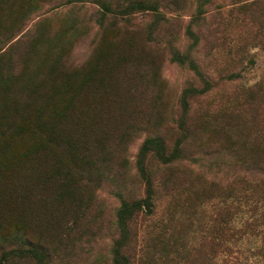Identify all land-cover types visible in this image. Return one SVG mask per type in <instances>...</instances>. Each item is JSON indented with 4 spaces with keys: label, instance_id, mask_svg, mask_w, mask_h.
I'll use <instances>...</instances> for the list:
<instances>
[{
    "label": "rangeland",
    "instance_id": "1",
    "mask_svg": "<svg viewBox=\"0 0 264 264\" xmlns=\"http://www.w3.org/2000/svg\"><path fill=\"white\" fill-rule=\"evenodd\" d=\"M180 1V9L176 11L171 7L159 10L163 17L177 18L175 29L166 31L176 38V43L172 41V46H161L158 49L160 53L152 54L151 59L143 53L139 42L147 32L146 26L154 18L152 12H134L121 21L124 26H137L139 30L132 36L136 44L132 52L138 55V60L125 63L99 58L98 50L104 44L99 42L102 30L96 27V19L100 18L102 12L96 0H38L37 7L30 8L23 16V11L18 7L20 2L10 0L6 5L2 4L0 23L4 29L9 21L15 20L16 25L10 33L0 34V82L3 83L7 55L14 42L38 28L47 31V27L53 30L76 26V30L71 29L73 34L66 36L69 43L64 44L65 38L62 37L64 50L58 66H63L57 68L56 77L52 79V87L58 84L54 90L58 92L63 89L64 94H70L81 89L82 98L78 106L83 111L88 106L95 107V111L99 109L97 117L114 110L109 112V117L113 115L115 118L108 131L115 137L125 133L130 124H150L158 118L166 145L171 148L175 140L180 139L176 122L180 110L179 95L190 84L198 88L202 84L190 70L171 59V49L184 51L189 46L185 28L198 3L197 0ZM245 1L215 0L216 3L202 5L205 37L202 35L204 38L195 51V58L211 88L190 100L188 115L203 110L210 124L219 122L231 109L245 107L243 98L238 96L241 91L255 83L264 85V3L244 12L241 5ZM16 16L19 18L14 19ZM105 33L107 38L117 33L121 35L119 29L117 32L107 29ZM164 35L166 38V34L161 35L162 42ZM158 37L157 33H153L148 37V42L153 44ZM143 62L146 68L153 64V71H147L143 79L133 78L134 65H142ZM70 73L76 75L62 88L59 82ZM233 75H239V78L227 80ZM151 76L162 83L166 92L154 97L155 90L149 86ZM25 80L30 82L31 76L25 75ZM2 89L0 87V92ZM48 89L46 85L45 91ZM106 97L116 98L118 103L105 100ZM159 97L163 98L159 100ZM95 111H90L87 119L92 118ZM148 128L130 131L121 150L101 156L102 165L97 162V157H93L96 162L94 168L84 167L79 171L74 180L80 185L77 197L84 193L86 198L91 199L83 201L88 206L83 211L75 212L76 217L69 210L64 212L65 207L69 206L66 201H61L50 212L38 206L40 214H28L19 206L7 219L1 214L0 253L19 248L22 238L19 234L24 237L22 233L28 228L31 235L42 239L50 249L45 264H111L110 246L116 238L113 219L120 199L143 195V183L135 172L136 156L142 140L148 135ZM211 133L208 128L201 138L203 144L195 148L190 143L191 137L181 146L179 144L181 156L172 164L166 186L158 183L159 176L164 172L158 168L163 165L148 160L155 179L153 209L150 216H139L130 225L132 240L128 251L133 264H218L227 256L228 252L224 250L226 245L231 252L230 257L235 258L237 264H264L262 232L256 234L250 229L241 232L243 222L249 220L246 203L249 200L245 201L241 196L242 186H236L235 189H239L236 197L227 196L225 188L234 177L229 168L234 167L227 163L228 168L221 163L212 166L213 160L201 162L198 151L200 147H205L206 137L213 138L210 135L214 134ZM12 140L7 141L8 145L11 144L8 155L15 150L12 156L21 154L35 141L26 138ZM3 144L6 145L5 139L1 137L0 145ZM97 168L102 177L96 179ZM11 171L14 175L21 173L19 170ZM73 175L74 172L70 177ZM58 185L53 182L52 194L59 191ZM231 204L234 207L227 227L231 226L232 230L238 232L229 240L231 232L227 230L224 219ZM43 215L42 218H35ZM217 224L221 229L214 231ZM16 226H19L21 233L12 232V227ZM235 238L238 239L234 241ZM214 240L220 243L216 250L212 244ZM9 264L26 263L15 261Z\"/></svg>",
    "mask_w": 264,
    "mask_h": 264
},
{
    "label": "trees",
    "instance_id": "2",
    "mask_svg": "<svg viewBox=\"0 0 264 264\" xmlns=\"http://www.w3.org/2000/svg\"><path fill=\"white\" fill-rule=\"evenodd\" d=\"M9 1L0 0V10L3 7L2 4ZM18 1L20 2L18 7L23 11L22 16L30 8L37 7L36 2H38V0ZM197 1L194 14L185 28L187 39L190 40L189 46L184 51L169 50L172 54L171 59L176 64L190 70L202 81V84L199 88L190 84L179 95L180 110L176 122L180 130V139H176L171 148L166 145L164 134L161 132L162 125L158 118L150 124L147 122L130 124L125 133L122 132L115 137L110 130L108 131L115 118L113 115L109 117L111 114L109 112L114 110H109L108 114L104 113L102 116L101 113L97 117L99 109L95 111V107L88 106L83 111L78 106L82 98L81 89L70 94H64L63 89L58 92L54 90L58 84L52 87V79L56 77L57 68L63 66L62 64L58 66L61 60L60 55L64 50L62 37L65 38L64 44L69 43L66 36L73 34L71 29L76 30V26H72L71 29L63 27L53 30L47 27V31H41L38 28L23 37L25 39L21 38L14 42L7 55L8 61L3 83L0 82V87L3 88L0 92V138L4 137L6 143V145H0V219L1 214L5 215V219L13 215L19 206L23 207L28 214H40L38 206L47 208L50 212L61 201H66L69 204L65 207L64 212L69 210L76 217L75 212L83 211L88 206L83 201L91 199L86 198L84 193L77 197L80 185L74 180L79 171L84 167L94 168L96 162L93 157H97V162L102 165L103 158L101 156L111 155L117 150H121L130 131L147 129L149 126L148 135L142 140L136 156L135 172L143 183V195L138 198H121L113 219L116 238L110 246V263L133 264L132 256L128 251L132 240L130 225L139 216H150L153 209L155 179L148 160L152 159L157 164L163 165L158 168L164 171V174L159 176L158 183L166 186L170 177L168 172L172 171V164L178 161L181 156L179 144L181 146L190 137L193 148L203 144L201 138L210 128L211 134H214L210 136L213 138L206 137L205 147H200L198 151L201 162L213 160L212 166L217 163H227L234 167L229 168L234 177L225 188L227 196L229 198L236 197L239 189L235 188L239 184L242 186L241 196L245 201L249 200L246 202L249 220L243 222L241 232L246 229L255 231L256 234L262 232V238H264V101L262 100L264 85L255 83L244 90L242 89L243 91L238 96L243 98L245 107L231 109L229 114L221 117L219 122L210 124L203 110L198 114L190 113L191 116L188 115L190 100L193 101L195 97L203 95L211 88L201 72L200 64L195 58V51L200 45V41L205 37V17L202 5L216 2L215 0ZM96 2L102 10L100 18L96 19V27L102 30L99 42L104 44L98 50L101 60L111 58L125 63L138 60V55L132 52L136 45L132 36L139 32L138 27L128 28L121 23L126 20L127 15L134 12H152L154 16L146 26V34L139 42L147 58L151 59L152 54H159L158 49L161 46H172L176 43V38L174 39V36L166 31L175 29L177 18L163 17L159 10L171 7L176 11L180 9V0H96ZM263 3L264 0H247L241 6L245 12L248 11L247 9L263 6ZM217 8L219 9V6ZM106 14L112 16L108 17ZM17 18L19 17L16 16L14 19ZM15 25V20L9 21L4 29L0 23V34L10 33ZM107 29L111 32H117L119 29L121 35L117 33L113 37L107 38L105 36ZM153 33H157L159 37L157 42L151 44L148 42V37ZM163 34H166L164 42L160 40ZM140 64L134 65L133 78L135 79H143L147 76V71L150 69L153 71L152 62V66L150 65L148 68L144 62L142 65ZM25 75L31 76L30 82L25 80ZM73 75L76 73H70L63 77L59 82L62 88L71 82L70 78ZM149 78L151 80L149 86H153L152 88L155 90L154 97L166 92L161 86L162 83L155 76ZM232 78L233 80L237 79L239 75L227 77V80H232ZM46 85L49 89L45 91ZM104 99L118 103V100L113 97ZM57 102H61V104ZM90 111L95 112L92 118L87 119L86 116L91 114ZM192 115L196 118L192 119L194 117ZM32 137L35 141L26 147L27 150L12 156L14 150L8 155L11 144L8 145L7 141L10 139L15 141L20 138L34 140L31 139ZM107 140L110 141L109 144L106 143ZM145 160L147 162L144 164ZM225 167L228 168L227 165ZM11 170H19L21 173L18 172V175H14ZM73 172L74 175L70 177ZM95 174H97L96 179L102 177L98 168ZM53 182L59 184V191L55 194L50 192ZM17 202L19 203L17 204ZM232 207L234 206L231 204L227 208L226 220L224 219L227 230L231 232L229 240L232 235L238 232L232 230L231 226L227 227V223L232 217ZM16 227H12V232L15 231L14 234L21 233L19 226ZM218 229L220 230L221 227L217 224L214 231ZM19 235L22 237L19 248L1 252L0 264H9L15 261L26 264H45L50 256L48 245L37 236L31 235L28 228H25L22 233L24 237ZM236 239L238 238L233 240ZM212 244L215 250L220 245L217 240H214ZM228 248V245L224 247V250L228 252L227 256L218 264H237L235 258L230 257L231 252Z\"/></svg>",
    "mask_w": 264,
    "mask_h": 264
}]
</instances>
